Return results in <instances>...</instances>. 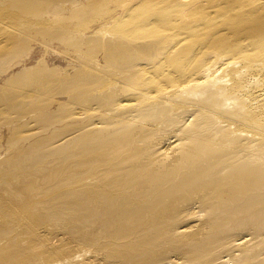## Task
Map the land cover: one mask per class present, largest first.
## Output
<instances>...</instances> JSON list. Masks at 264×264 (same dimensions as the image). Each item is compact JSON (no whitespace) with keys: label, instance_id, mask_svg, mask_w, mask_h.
<instances>
[{"label":"bare ground","instance_id":"obj_1","mask_svg":"<svg viewBox=\"0 0 264 264\" xmlns=\"http://www.w3.org/2000/svg\"><path fill=\"white\" fill-rule=\"evenodd\" d=\"M0 264H264V0H0Z\"/></svg>","mask_w":264,"mask_h":264},{"label":"rangeland","instance_id":"obj_2","mask_svg":"<svg viewBox=\"0 0 264 264\" xmlns=\"http://www.w3.org/2000/svg\"><path fill=\"white\" fill-rule=\"evenodd\" d=\"M107 253H109V254H110L111 252H107Z\"/></svg>","mask_w":264,"mask_h":264}]
</instances>
